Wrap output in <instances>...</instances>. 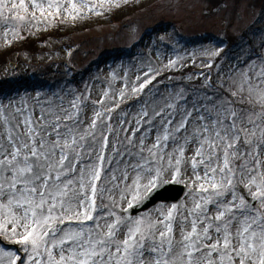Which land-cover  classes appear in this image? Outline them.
Instances as JSON below:
<instances>
[{"label":"snow or ice","instance_id":"1","mask_svg":"<svg viewBox=\"0 0 264 264\" xmlns=\"http://www.w3.org/2000/svg\"><path fill=\"white\" fill-rule=\"evenodd\" d=\"M104 3L0 0V26L16 40L102 14ZM260 49H242L214 78L202 73L192 93L162 103L142 94L183 57L149 63L134 82L125 73L99 100L88 92L67 106L37 98L0 107V264H264ZM130 96L141 103L136 115L121 109L114 119ZM172 184L183 185L182 201L134 214Z\"/></svg>","mask_w":264,"mask_h":264},{"label":"rangeland","instance_id":"2","mask_svg":"<svg viewBox=\"0 0 264 264\" xmlns=\"http://www.w3.org/2000/svg\"><path fill=\"white\" fill-rule=\"evenodd\" d=\"M116 1L105 0L103 7L97 9L102 14L87 13L85 18L75 20L78 26L62 39L32 55L12 56V63L0 64V78L4 76L7 82L0 85V107L19 105L22 101L30 107L37 98L45 106L50 102L52 108L63 98L67 106L73 96L88 92L91 100H99L110 83L115 89L124 86L125 73L134 82L135 75H142L140 70L149 63L161 67L169 58L183 57L186 61L183 68L164 72L142 94V100L150 105L162 103L161 97L181 88L189 95L192 86L199 87L204 82L202 73L213 72L214 78L221 66L227 69L235 62L242 49L245 53L250 46L260 49L264 42V0L259 5L258 0H136L124 14L105 16L103 8L112 7ZM91 2L99 4L100 0ZM113 20H117L115 24L111 23ZM32 31L38 32L35 28ZM3 33L4 28L0 26V45L12 37L11 34L5 37ZM223 37L229 40L227 48L221 43ZM213 51L222 53L220 60L217 62L212 57L215 66L203 67L210 60L206 53ZM69 52H73L71 57ZM71 69L75 78L84 79L80 83L82 89L77 90L68 82ZM113 73L115 81H112ZM27 75H31L28 81ZM140 107L141 103L130 96L114 113V119L127 112L131 120ZM36 113H39L38 106ZM85 115L92 116L91 105ZM183 199L184 195L179 201ZM170 204L158 203L144 213Z\"/></svg>","mask_w":264,"mask_h":264},{"label":"trees","instance_id":"3","mask_svg":"<svg viewBox=\"0 0 264 264\" xmlns=\"http://www.w3.org/2000/svg\"><path fill=\"white\" fill-rule=\"evenodd\" d=\"M261 0H258V2ZM131 3V2H130ZM130 3L122 2L117 11L113 14L117 17L127 9L132 7ZM124 14V13H123ZM76 28V25H74ZM73 26L67 24L57 25L56 27H48L40 32V37H34L28 31L22 33L23 38L9 40V42L0 49V63L10 60L12 56H19L22 53H33L40 50L44 44L53 43L55 40L62 39L63 35H67L68 31L73 30ZM258 51L260 49H257Z\"/></svg>","mask_w":264,"mask_h":264},{"label":"water","instance_id":"4","mask_svg":"<svg viewBox=\"0 0 264 264\" xmlns=\"http://www.w3.org/2000/svg\"><path fill=\"white\" fill-rule=\"evenodd\" d=\"M183 193H184L183 185L172 184L165 187H161L153 194L151 200L147 202L145 205H142L137 210H135L134 214L147 210L150 206H152L156 202H165V201L176 202L183 195Z\"/></svg>","mask_w":264,"mask_h":264}]
</instances>
